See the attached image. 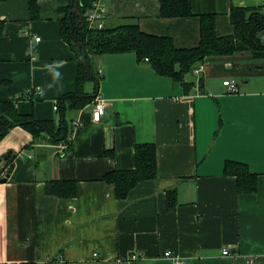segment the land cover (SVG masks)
Returning <instances> with one entry per match:
<instances>
[{
	"label": "crops",
	"instance_id": "1",
	"mask_svg": "<svg viewBox=\"0 0 264 264\" xmlns=\"http://www.w3.org/2000/svg\"><path fill=\"white\" fill-rule=\"evenodd\" d=\"M106 2L105 27L136 20L181 48L198 45L201 14L214 13L218 35H232L234 6L264 4L191 0L192 15L169 17L162 0ZM69 4L0 0V112L9 100L38 119H59L54 104L75 90L78 73L61 35ZM259 37L264 44V30ZM94 59L99 94L111 101L100 121L91 101L74 114L80 123L69 146L45 134L34 141L21 126L0 141L2 179L8 175L0 179V264H173L167 250L188 264H264V58L251 50L208 56L180 79L139 63L134 52ZM142 142L156 145L157 176L119 198L104 175L135 167ZM227 159L258 174L255 192L239 191L236 176L224 172ZM53 180L76 181L77 194L49 193Z\"/></svg>",
	"mask_w": 264,
	"mask_h": 264
},
{
	"label": "trees",
	"instance_id": "2",
	"mask_svg": "<svg viewBox=\"0 0 264 264\" xmlns=\"http://www.w3.org/2000/svg\"><path fill=\"white\" fill-rule=\"evenodd\" d=\"M93 1L79 0L80 12L77 13L74 11L75 0H70L66 15L61 21V35L75 53L78 73L75 90L64 93L57 100L59 119H38L33 113L21 112L16 102L5 100L0 112V141L12 128L21 126L33 134L34 141L45 134L48 135L49 141L65 143L69 146L70 134L75 123L74 114L94 101L95 94H99L102 74L98 71L94 58L100 55L134 52L139 63L147 64L155 72L174 79L182 78L185 71L208 56L251 50L256 57L264 58V44L259 37V32L264 30L263 6H234L231 18L235 25V33L232 35H218L214 13L201 14L198 45L181 48L175 45L170 36L143 31L136 20L106 26L103 29L89 28L85 18L86 13L93 6ZM161 11L162 15L169 17L193 14L191 0H162ZM4 27V21L0 20V34L4 32ZM84 49L87 52L86 60L91 72L83 61ZM9 153L12 154L11 151ZM135 155V167L113 169L104 175L106 181L115 184L119 198H125L138 182L157 176L155 143H137ZM10 162L9 160L6 164ZM2 168L0 167V179H2ZM224 172L236 176L240 192L257 190L258 174L252 171L247 163L227 159ZM46 190L61 197H73L77 194V183L73 180H53L47 183ZM175 199L176 193L171 190L170 203L173 204Z\"/></svg>",
	"mask_w": 264,
	"mask_h": 264
},
{
	"label": "built area",
	"instance_id": "3",
	"mask_svg": "<svg viewBox=\"0 0 264 264\" xmlns=\"http://www.w3.org/2000/svg\"><path fill=\"white\" fill-rule=\"evenodd\" d=\"M262 11L264 13V4H263ZM106 13H107V2H106V0H94L93 6L86 13L85 19H86V22L88 24V27L92 28V29H103L105 27ZM39 39H40V37H37V40H39ZM202 68H203V66H201L200 69H202ZM99 72H102V70L100 69ZM224 84L228 86V89L231 92L238 90L237 83L232 79L224 80ZM37 92L39 93V90ZM110 106H111V101L109 99L104 98L100 94H97V96L94 100L93 119L97 122L100 121ZM54 108H55V110H58L57 101L54 104ZM79 123H80V121L76 120L74 124L77 125ZM63 144L66 145L65 143H63ZM223 252L225 254H230V249L228 247H226V248H224ZM164 256L167 258H170L173 261V264H188V262L184 258L173 253L171 250L165 251ZM134 257H135V255H134Z\"/></svg>",
	"mask_w": 264,
	"mask_h": 264
},
{
	"label": "water",
	"instance_id": "4",
	"mask_svg": "<svg viewBox=\"0 0 264 264\" xmlns=\"http://www.w3.org/2000/svg\"><path fill=\"white\" fill-rule=\"evenodd\" d=\"M74 11L79 13V0H75V8H74ZM87 52H86V49L83 50V61L85 63V65L87 66L88 70L91 72V69L90 67L87 65ZM95 97L97 96V94L94 95ZM9 157V155H7L5 157V159H7ZM0 162H1V159H0ZM8 175H6L5 177H3L2 181H5L7 179Z\"/></svg>",
	"mask_w": 264,
	"mask_h": 264
}]
</instances>
